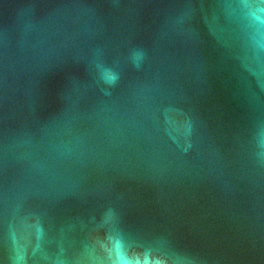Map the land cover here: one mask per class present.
<instances>
[{
    "label": "water",
    "instance_id": "95a60500",
    "mask_svg": "<svg viewBox=\"0 0 264 264\" xmlns=\"http://www.w3.org/2000/svg\"><path fill=\"white\" fill-rule=\"evenodd\" d=\"M0 264H264V0H0Z\"/></svg>",
    "mask_w": 264,
    "mask_h": 264
}]
</instances>
